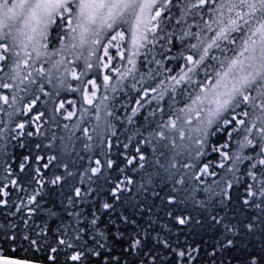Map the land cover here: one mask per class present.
I'll use <instances>...</instances> for the list:
<instances>
[{
	"label": "snow or ice",
	"instance_id": "1",
	"mask_svg": "<svg viewBox=\"0 0 264 264\" xmlns=\"http://www.w3.org/2000/svg\"><path fill=\"white\" fill-rule=\"evenodd\" d=\"M0 264H264V0H0Z\"/></svg>",
	"mask_w": 264,
	"mask_h": 264
}]
</instances>
